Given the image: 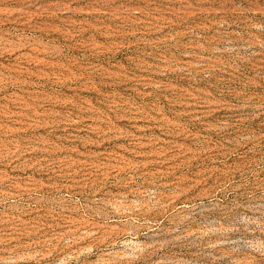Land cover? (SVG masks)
Listing matches in <instances>:
<instances>
[{"label": "rangeland", "instance_id": "374dc122", "mask_svg": "<svg viewBox=\"0 0 264 264\" xmlns=\"http://www.w3.org/2000/svg\"><path fill=\"white\" fill-rule=\"evenodd\" d=\"M0 264H264V0H0Z\"/></svg>", "mask_w": 264, "mask_h": 264}]
</instances>
